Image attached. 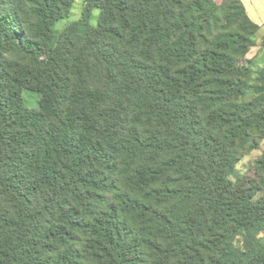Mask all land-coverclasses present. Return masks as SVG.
Wrapping results in <instances>:
<instances>
[{
  "label": "trees",
  "instance_id": "16d2710c",
  "mask_svg": "<svg viewBox=\"0 0 264 264\" xmlns=\"http://www.w3.org/2000/svg\"><path fill=\"white\" fill-rule=\"evenodd\" d=\"M75 2L0 0V264H264L262 28L82 0L55 30Z\"/></svg>",
  "mask_w": 264,
  "mask_h": 264
},
{
  "label": "rangeland",
  "instance_id": "374dc122",
  "mask_svg": "<svg viewBox=\"0 0 264 264\" xmlns=\"http://www.w3.org/2000/svg\"><path fill=\"white\" fill-rule=\"evenodd\" d=\"M81 10H82V0H76V2L73 5V8L71 10L70 15L67 18L63 19V20H60L55 25V30L59 31L62 28H64L68 23L78 20L80 18V15H81ZM97 15H98V10L97 9H93L92 12H91L90 19H89V23L91 25H95L96 24ZM255 51L256 50L253 49L248 57H250L253 54H255ZM22 100H23V102H24V104H25V106L27 108H30V109H37L38 108V96H37V94L32 93V92H28V91H23ZM262 148H264V141L261 144L260 150ZM260 150H257L255 152H253L252 154H250L249 156L245 157L237 165V170L239 171V173L241 175L245 176L247 174L249 168L253 164V161L260 154Z\"/></svg>",
  "mask_w": 264,
  "mask_h": 264
},
{
  "label": "crops",
  "instance_id": "0c3cea01",
  "mask_svg": "<svg viewBox=\"0 0 264 264\" xmlns=\"http://www.w3.org/2000/svg\"><path fill=\"white\" fill-rule=\"evenodd\" d=\"M248 17L264 31V0H240Z\"/></svg>",
  "mask_w": 264,
  "mask_h": 264
}]
</instances>
